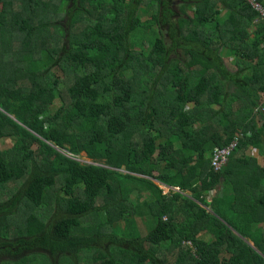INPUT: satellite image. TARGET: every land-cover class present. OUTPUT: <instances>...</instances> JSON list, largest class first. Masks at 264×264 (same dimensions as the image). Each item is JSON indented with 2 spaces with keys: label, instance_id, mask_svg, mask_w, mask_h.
Segmentation results:
<instances>
[{
  "label": "trees",
  "instance_id": "1",
  "mask_svg": "<svg viewBox=\"0 0 264 264\" xmlns=\"http://www.w3.org/2000/svg\"><path fill=\"white\" fill-rule=\"evenodd\" d=\"M4 138L0 264H264L248 153L264 158V18L247 0H0Z\"/></svg>",
  "mask_w": 264,
  "mask_h": 264
},
{
  "label": "rangeland",
  "instance_id": "2",
  "mask_svg": "<svg viewBox=\"0 0 264 264\" xmlns=\"http://www.w3.org/2000/svg\"><path fill=\"white\" fill-rule=\"evenodd\" d=\"M59 9L61 11H63L65 9V2H62ZM223 62L225 64V66L230 70L233 71L235 69V67L233 66L232 62H231V57L227 56L225 54V51H223ZM14 142L13 138H4L0 141V148L1 149H6L8 147H10ZM57 150H60L58 148H56ZM60 152L62 154H65L66 156L76 160L78 163L80 164H91V165H95V166H101V167H106L108 168L104 162L102 161H94L90 158L87 157V155L83 152L77 156H73L70 155L69 153H66L62 150H60ZM251 156L256 157L258 164L263 168L264 167V158L262 156H260L257 152L256 149H251L248 152ZM122 173H126L125 171H121ZM153 175H156V172H153ZM156 185H159L157 181H153ZM15 184H10L9 187L7 188L6 192H0V201L6 199L9 196V191L15 187ZM218 189V188H217ZM217 189H215L214 191H212L210 193V196L208 198H206V200H209L211 195H215L217 192ZM144 198H146V194H139L137 192H133L130 195V201H136V202H140L141 200H143ZM206 210H210L209 207L202 205ZM236 221V219H235ZM237 222V221H236ZM137 224H138V228L140 230V232L144 235L146 234L148 228H149V219L148 218H138L137 219ZM235 232V231H234ZM246 243H248L249 245L252 246V243L246 239H244Z\"/></svg>",
  "mask_w": 264,
  "mask_h": 264
},
{
  "label": "built area",
  "instance_id": "3",
  "mask_svg": "<svg viewBox=\"0 0 264 264\" xmlns=\"http://www.w3.org/2000/svg\"><path fill=\"white\" fill-rule=\"evenodd\" d=\"M248 3L258 11L264 18V10L256 0H247ZM236 141H233L226 147L214 148L210 156V166L214 171L220 170L227 162L230 151L235 147ZM164 193L168 192L171 188L160 185Z\"/></svg>",
  "mask_w": 264,
  "mask_h": 264
},
{
  "label": "water",
  "instance_id": "4",
  "mask_svg": "<svg viewBox=\"0 0 264 264\" xmlns=\"http://www.w3.org/2000/svg\"><path fill=\"white\" fill-rule=\"evenodd\" d=\"M10 118L14 119L13 117L10 116ZM209 213H212L210 210H208Z\"/></svg>",
  "mask_w": 264,
  "mask_h": 264
},
{
  "label": "bare ground",
  "instance_id": "5",
  "mask_svg": "<svg viewBox=\"0 0 264 264\" xmlns=\"http://www.w3.org/2000/svg\"><path fill=\"white\" fill-rule=\"evenodd\" d=\"M60 151V150H59Z\"/></svg>",
  "mask_w": 264,
  "mask_h": 264
}]
</instances>
